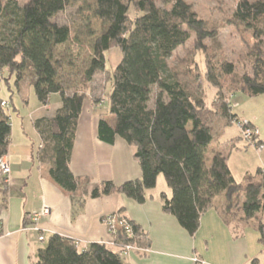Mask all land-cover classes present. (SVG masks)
<instances>
[{"label": "trees", "instance_id": "obj_1", "mask_svg": "<svg viewBox=\"0 0 264 264\" xmlns=\"http://www.w3.org/2000/svg\"><path fill=\"white\" fill-rule=\"evenodd\" d=\"M79 1L85 2L0 0V69L14 74L18 86L33 87L44 106L51 104L52 95L61 97L57 112L34 124L42 139L37 159L51 178L83 206L88 196L111 195L144 204L163 175L171 191V196L161 193L163 209L191 236L223 194L227 203L222 215L235 229L242 221H253L263 231L264 170L237 182L229 168L237 140L222 145L219 138L240 122L233 111L236 94L264 95V0H238L223 23L203 18L189 0H163L169 8L158 7L155 0H95L77 26L58 24L57 15ZM92 18L104 26L100 34L93 30ZM227 25L242 36L248 71L238 73L225 57L219 32ZM193 35L191 56L171 66L169 59ZM83 39L91 41L92 58L81 77L66 74L59 49L70 43L82 46ZM113 48L121 50L122 60L110 76L107 97L93 99L101 111L98 138L110 145L117 138L124 140L133 148L142 176L121 185L101 182L89 194L92 179L75 176L70 162L84 106L92 101L91 83L97 73L107 71L106 52ZM198 52L205 57L203 76ZM204 81L217 91L211 103L206 100ZM4 101L0 97V158L8 155L12 134L8 112L12 104L4 108ZM246 128L254 127L248 122ZM213 144L219 150L213 151ZM8 186L0 188V209ZM238 206L241 222L233 213ZM116 215L128 220L133 234L119 231L113 237L114 247L93 243L81 250L73 239L56 234L39 249L33 264H124L121 251L127 245L138 254H147L148 234L121 211Z\"/></svg>", "mask_w": 264, "mask_h": 264}, {"label": "crops", "instance_id": "obj_2", "mask_svg": "<svg viewBox=\"0 0 264 264\" xmlns=\"http://www.w3.org/2000/svg\"><path fill=\"white\" fill-rule=\"evenodd\" d=\"M259 98L264 99V95ZM60 106L61 102L51 114L32 120L35 141L27 139L18 145L11 138L8 149L10 183L4 196V207L0 209L3 228L0 235V264H33L37 261L43 243L39 241L37 232L25 231L23 226L29 222L28 216L41 210L44 205L50 208V214L39 221L45 241L57 234L79 240L81 250L93 243L111 246L112 236L103 220L121 211L138 224L151 241L147 254L132 251L125 256L124 264H191L194 257L201 259L203 264H264V228L260 231L256 222L242 221L235 229L225 219L227 216L222 215L227 203L224 194L216 199L214 209L202 216L194 236L184 230L174 216L164 211L161 193L166 191L163 190L149 191L144 204H138L124 195L99 199L88 196L83 206L75 203L37 159L42 139L35 121L53 116ZM107 118L112 119L110 116ZM99 121V107L87 101L78 124L70 168L75 176L92 179L89 194L101 182L113 181L121 185L142 176L141 168L134 159L133 148L124 140L117 138L110 145L98 138ZM248 122L259 131L256 142L263 146L262 150H258L254 143L242 140L237 124L232 125L237 126L234 136H227V128L219 138L222 145L237 140L232 152H251L254 148V165L246 167L244 178L255 174L258 169L264 170V129L250 120ZM217 145H212L213 151L219 150ZM253 168L256 169L255 173H252ZM166 193L171 196L170 190Z\"/></svg>", "mask_w": 264, "mask_h": 264}, {"label": "rangeland", "instance_id": "obj_3", "mask_svg": "<svg viewBox=\"0 0 264 264\" xmlns=\"http://www.w3.org/2000/svg\"><path fill=\"white\" fill-rule=\"evenodd\" d=\"M26 0H20V2H25ZM194 4L196 10L199 14L210 22L223 23L224 20L230 16L235 8L238 0H189ZM255 1V0H250ZM158 7L169 8L164 5L163 0H155ZM95 0H85V2H73L68 5L65 11L59 13L55 18L56 22L60 25H72L77 26L82 22L85 13L84 10L88 7H92ZM132 10V14H133ZM93 19V18H92ZM85 24V23H82ZM93 30L97 34H100L104 29V26L98 19H93L91 22ZM249 38V35H247ZM84 44L82 46H76L67 44L59 49L60 56L63 58L64 69L66 74H73L74 76H80L86 67V64L92 58L91 41H86L83 39ZM195 36L193 35L191 40L184 46L180 47L174 54V56L169 59L171 66H179L180 61L191 56V52L194 47ZM219 41L221 43V48L225 54L228 61L234 63L237 68L238 73L248 71L245 65V56L247 53V48L242 40L240 32L232 27L225 26L219 32ZM76 53L77 56L74 54ZM123 57V53L119 48H113L106 52V66L107 71L102 73H97L93 82L91 83L90 96H92V104H94L93 99L106 98L107 92L110 89V76L116 67L119 65ZM198 68L201 75L205 71L204 55L202 52L197 53ZM79 77V79H80ZM1 78V91L0 97L11 103V108L8 112L11 116V126H12V141L15 144H21L27 139L35 141V133L32 128V120L37 117H42L44 115L51 114L56 106L61 102V97L59 94H54L51 97V106L48 109L42 105L35 93L33 87L20 84H16V76L11 74L8 69H0ZM203 88L206 90V100L211 103L214 96L216 95V89L203 82ZM105 104V103H104ZM233 111L237 114L240 121H252L258 124L264 129V99H258V97L250 98L241 93L236 94L232 98ZM237 104V105H236ZM104 106V105H103ZM101 112V111H100ZM237 126H232L227 129V136L231 137L236 134ZM27 134L29 136H27ZM244 142H250L246 139H242ZM252 143V142H250ZM254 148L250 152H236L233 151L230 155L229 166L235 175L237 182L243 181L244 171L247 166L254 165ZM253 163V164H252ZM252 173L256 172L253 168ZM155 191H168L166 180L163 175L158 178L157 186ZM225 208V207H224ZM233 212L236 214V220L241 222L242 213L240 212L239 206L234 208ZM231 216V214H230ZM47 245V241L43 242V247Z\"/></svg>", "mask_w": 264, "mask_h": 264}, {"label": "built area", "instance_id": "obj_4", "mask_svg": "<svg viewBox=\"0 0 264 264\" xmlns=\"http://www.w3.org/2000/svg\"><path fill=\"white\" fill-rule=\"evenodd\" d=\"M2 106L4 108L10 107L9 103L5 102V101L2 103ZM247 125H248V121H240L237 123V126L241 130V134H242L243 138L254 143L258 150H262L263 146L254 141L255 139L257 140V138L259 136V131L255 128H246ZM10 174H11L10 160H9L8 155H4L0 158V188L4 187L5 185H9ZM49 214H50V208L47 205H44L41 210H39L38 212H34L30 216H28L29 222H27V226L24 227L25 231L31 230V231L37 232L39 234V241L42 243L45 242L46 238L43 235V233H42L43 231L39 226V221L42 218L47 217ZM103 222H104L105 226L108 228L110 235L112 236V241L110 242V245L112 247L115 246V243L113 241V237H115V235L119 231L124 230L130 236H132V234H133L131 225L129 224V222L126 218H119L116 214H113V215H109V216L105 217ZM2 229H3L2 225L0 224V232L2 231ZM74 241H75L76 245L79 247L80 241L79 240H74ZM88 248L89 247H85L83 250H87ZM135 250L136 249L133 248L132 246L127 245L121 251V254L126 256L127 254H129L130 252L135 251ZM191 264H203V262L198 257H194V258H192Z\"/></svg>", "mask_w": 264, "mask_h": 264}]
</instances>
